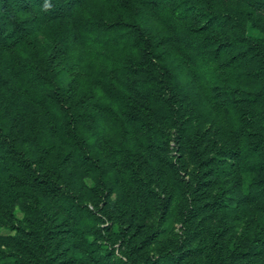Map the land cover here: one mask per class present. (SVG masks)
<instances>
[{
	"label": "rangeland",
	"instance_id": "rangeland-1",
	"mask_svg": "<svg viewBox=\"0 0 264 264\" xmlns=\"http://www.w3.org/2000/svg\"><path fill=\"white\" fill-rule=\"evenodd\" d=\"M100 1L109 21H132L122 1ZM141 1L139 41L119 30L92 40L67 1L20 26L17 52L43 62L66 105L85 113L81 147L101 172L77 156L0 38V264H264V119L241 114L264 110V86L245 74L257 52L230 62L208 46L191 58L167 37V0ZM196 1L231 16L220 39L245 35L264 50V7ZM141 41L163 54L172 88L128 68L144 57ZM130 101L156 114L146 134L127 118Z\"/></svg>",
	"mask_w": 264,
	"mask_h": 264
},
{
	"label": "trees",
	"instance_id": "trees-1",
	"mask_svg": "<svg viewBox=\"0 0 264 264\" xmlns=\"http://www.w3.org/2000/svg\"><path fill=\"white\" fill-rule=\"evenodd\" d=\"M62 1H67L71 9L76 8L77 14L80 15L84 24L83 30L92 40L102 39L103 41V38L99 36L100 32L116 36L118 30L119 39L123 40L131 33L137 37L138 41L140 37L143 38L144 36L141 23L135 20L136 15L143 9L141 5L143 1L139 3L138 0H116L117 2L122 1L123 9L132 12V21L130 22L109 21L100 0H57L59 4ZM253 1L256 6L264 7V0ZM48 2L49 0H0V38L6 42L7 49L10 48L15 52L14 56L19 58V71L31 84L34 95L48 105L68 142L75 149L77 156L82 161L87 162L91 168L100 171L97 158L81 147L82 142L85 140L82 131V120L85 113L82 111L77 112L76 107L72 105H66L63 93L57 87H54L48 78L47 69L43 62H39L34 57L22 58L20 53L17 52V47L23 44L20 26L29 22L30 28H33L35 15L49 12ZM144 2H146L147 6L152 7L158 1L144 0ZM165 4L167 9L165 20H167L172 32L167 37L176 42L184 43L188 47L187 52L191 58L196 57L194 51H199V49L209 46L214 50L215 55L225 53L230 62L233 60L244 62L249 60L251 49H255L257 54L254 63L248 65L245 74L249 75L254 82L264 86V50L261 43L255 39L247 38L245 35L233 36L228 33L225 35V39H220L222 37L220 35L221 28L226 24H231V16L215 10L210 5H204V3L200 5L196 0H167ZM129 37L132 36L129 35ZM140 43L144 47V41ZM140 43H136L137 46ZM142 52L144 55L143 59L138 61L131 60L128 68L133 71L153 73L155 82H163L166 89L172 88L174 86V74L168 66L162 64L163 54L160 52L152 53V48L148 47L145 50L142 49ZM154 59L155 62L153 61ZM199 67L203 68L202 65ZM203 72V74H207L205 70ZM105 90L109 95L112 96L113 94L114 100L119 101V98L115 96L109 85H105ZM213 90L220 91V88L213 86ZM223 90V92L230 95L242 92L239 88L229 86H223ZM125 106L128 110V120L134 122L146 134L152 125L151 120L156 115L155 112H151L150 108H148L146 113L142 114L132 101ZM241 114L248 121L264 119V110L261 109L243 107ZM114 115L119 118L115 113ZM169 118H172L171 115H169ZM256 180L262 186L261 194H264V176ZM259 205L263 206L264 202L261 201ZM109 263L124 264L120 258L116 257L109 258Z\"/></svg>",
	"mask_w": 264,
	"mask_h": 264
}]
</instances>
